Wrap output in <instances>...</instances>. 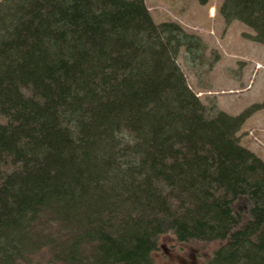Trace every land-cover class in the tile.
Masks as SVG:
<instances>
[{"label": "trees", "instance_id": "16d2710c", "mask_svg": "<svg viewBox=\"0 0 264 264\" xmlns=\"http://www.w3.org/2000/svg\"><path fill=\"white\" fill-rule=\"evenodd\" d=\"M219 14L264 44V0ZM204 45L145 0H0V264H152L158 237L202 264H264L254 104L206 107L177 64Z\"/></svg>", "mask_w": 264, "mask_h": 264}, {"label": "rangeland", "instance_id": "374dc122", "mask_svg": "<svg viewBox=\"0 0 264 264\" xmlns=\"http://www.w3.org/2000/svg\"><path fill=\"white\" fill-rule=\"evenodd\" d=\"M221 2L145 0L155 23L175 21L201 39L204 51L195 65L189 63L182 47L176 59L191 90L206 107L237 115L264 103V44L247 38L253 32L242 22H226L218 12ZM237 136L242 146L264 161V106L251 112ZM216 245L178 242L171 232H166L156 241L152 264H202Z\"/></svg>", "mask_w": 264, "mask_h": 264}, {"label": "bare ground", "instance_id": "6f19581e", "mask_svg": "<svg viewBox=\"0 0 264 264\" xmlns=\"http://www.w3.org/2000/svg\"><path fill=\"white\" fill-rule=\"evenodd\" d=\"M211 12H212V8H211V10H210ZM211 15V14H210Z\"/></svg>", "mask_w": 264, "mask_h": 264}, {"label": "crops", "instance_id": "0c3cea01", "mask_svg": "<svg viewBox=\"0 0 264 264\" xmlns=\"http://www.w3.org/2000/svg\"><path fill=\"white\" fill-rule=\"evenodd\" d=\"M211 10V9H210Z\"/></svg>", "mask_w": 264, "mask_h": 264}]
</instances>
